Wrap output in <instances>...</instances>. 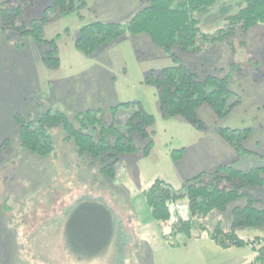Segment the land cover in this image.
Returning <instances> with one entry per match:
<instances>
[{
	"label": "rangeland",
	"instance_id": "rangeland-1",
	"mask_svg": "<svg viewBox=\"0 0 264 264\" xmlns=\"http://www.w3.org/2000/svg\"><path fill=\"white\" fill-rule=\"evenodd\" d=\"M89 1L91 5L98 4L97 12L84 8L80 16L55 17L44 27L45 40L59 35L58 70L45 67L32 38L0 31V264H139L137 254L142 250L148 253L150 264H249L254 258L250 249L221 250L207 238L218 223L224 231L231 230V210L243 205V201L232 203L226 211L211 212L204 221L206 230L202 238L179 235L177 241L187 245L173 249L164 235L177 217L187 218L186 207L171 209L172 217L166 223L155 222L142 193L157 178L178 190L198 173L211 172L232 161L242 171L264 166V27L251 30L247 36L235 34L233 46L226 41L204 43L201 53L185 58V64L200 79L219 74L221 68L231 63L240 65L229 84L240 96L239 105L223 118L214 115L208 105L200 106L197 113L206 129L196 130L181 118L160 117L156 91L145 85L143 79L148 71H159L172 62L147 36L113 42L100 49L93 61L75 50L74 40L83 25L96 20L125 23L133 11V7L125 8L116 0ZM26 2L23 14L26 23L43 17L49 5L48 0ZM241 42L246 46H241ZM93 70L113 76L107 80L109 85L100 79L83 80L101 84L105 96L100 106L104 109V122L116 121V126L123 127L130 111L122 109L112 116L109 109L131 101H139L154 116L149 155H124L101 172L87 156L77 153L72 142H63L58 128L51 132L55 150L50 157L21 149L14 117L36 118L48 108H58L54 82L59 76ZM226 128L250 129L242 148L252 153L237 154L225 145L215 130ZM134 139L142 147L144 143L136 136ZM182 148L181 157L172 159L170 153L174 151L176 155ZM247 192L264 194V185ZM82 199L108 206L115 219L116 233L104 255L78 261L67 251L61 234L67 212ZM236 232L244 239H264V227L238 228Z\"/></svg>",
	"mask_w": 264,
	"mask_h": 264
},
{
	"label": "trees",
	"instance_id": "trees-1",
	"mask_svg": "<svg viewBox=\"0 0 264 264\" xmlns=\"http://www.w3.org/2000/svg\"><path fill=\"white\" fill-rule=\"evenodd\" d=\"M48 1L45 15L26 23L23 19L26 0H0V31L3 34L13 31L32 38L45 67L58 70L59 35L45 40L44 27L55 17L80 16V10L88 5L85 0ZM144 1L145 6L125 23L96 20L83 25L74 40V48L90 58L113 42L147 36L172 62L159 71H148L143 79L145 85L156 91L160 117L181 118L193 129L205 130L197 113L200 106L208 105L214 115L223 118L241 102L240 96L229 86L232 73L240 69V65L231 63L221 68L219 74H208L200 79L185 64V58L201 53L204 43L226 41L233 46L235 34L247 36L251 30L264 27V0ZM49 12L54 15L50 16ZM244 42L241 46H246ZM122 109L130 111V115L121 128L116 126V121L104 122L101 107L72 114L48 108L36 118L28 119L16 115L19 146L36 156L50 157L55 150L51 132L58 128L63 142H72L77 153L87 156L101 172L124 155H149L153 146L154 116L139 101L120 103L111 107L109 113L114 116ZM215 133L237 154L252 153L242 148L243 141L251 134L250 129H216ZM135 136L144 143L142 147L136 144ZM183 150L176 155L171 152V158H180ZM263 174L264 166L242 171L232 161L189 178L178 190L157 178L142 195L155 222L166 223L172 217L171 209L186 207L187 218L177 217L164 235L173 249L187 245L177 241L179 235L188 239L202 238L206 230L204 221L211 212L226 211L232 203L243 201V205L231 210V230L224 231L218 223L207 238L221 250L250 249L254 258L249 264H264V239H244L236 232L238 228L264 227V194L247 192L249 188L264 185ZM64 231L65 247L70 255L78 261L91 260L107 252L115 237L116 223L108 206L82 199L67 212Z\"/></svg>",
	"mask_w": 264,
	"mask_h": 264
},
{
	"label": "crops",
	"instance_id": "crops-1",
	"mask_svg": "<svg viewBox=\"0 0 264 264\" xmlns=\"http://www.w3.org/2000/svg\"><path fill=\"white\" fill-rule=\"evenodd\" d=\"M87 2L89 10L92 9L94 12L96 11L98 4H92L89 0H85ZM109 3V0H105V2ZM117 3L124 5V7H133V10L130 17L136 13L138 10L142 9L145 6L144 0H116ZM96 7V8H95ZM97 12V11H96ZM127 15H125L126 17ZM129 17V18H130ZM129 39H141V38H129ZM89 59H97V56L94 55L90 57ZM110 78H113L112 74L99 71V70H93L90 72H82L76 73L73 76H69L68 74L64 76H59V80L55 83L56 86V92H54V98L57 104L59 105V109L68 112V114L77 113V112H85L86 110L96 109L101 106V104L104 101V94L102 93V87L101 84L98 83H87L83 80L86 79H100L105 80V84L109 85L107 80ZM80 87L79 91H77V88ZM226 145V144H225ZM226 149H228L227 146H224ZM199 174V173H198ZM65 221L64 220V226H63V232H62V238L65 237ZM112 245V244H111ZM110 245V247H111ZM110 247L107 251L110 250ZM139 255L138 261L141 263L139 264H150L147 263L149 260L147 258L148 253L145 251H141L138 253ZM147 255V256H146ZM150 261V260H149ZM128 264V263H124Z\"/></svg>",
	"mask_w": 264,
	"mask_h": 264
}]
</instances>
